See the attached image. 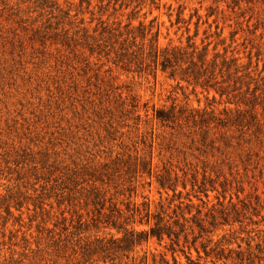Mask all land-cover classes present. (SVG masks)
Segmentation results:
<instances>
[{"label":"rangeland","instance_id":"374dc122","mask_svg":"<svg viewBox=\"0 0 264 264\" xmlns=\"http://www.w3.org/2000/svg\"><path fill=\"white\" fill-rule=\"evenodd\" d=\"M81 1H58L63 13L70 12L74 24L68 26L64 14L53 16L42 0H0V197L22 203L21 210H11L10 218L1 213L0 233L12 245L10 251L6 246L4 255L8 258L13 253L15 264H160L161 258L173 264L166 249L168 241L159 246L151 239L134 250L119 251L122 234L93 222L96 213L90 202L91 187L102 190L94 181L103 180L110 190L106 198L112 196L122 210L127 189L137 188L131 195L133 201L140 205L148 199L154 208L160 199L155 178L164 168L181 176L179 170L191 173L197 169L200 175L206 167L209 173L213 168L223 174L218 181L213 174L211 177L219 193L222 186L228 190L224 207L230 211L229 221L227 225L217 221L218 225L210 228L214 236L206 252L200 241L196 242L199 255L191 237L187 243L181 240L178 262L264 264V95L257 124L215 129L203 145L197 128L164 129L151 111L152 106L169 109L175 99L177 106H183L184 96L191 107L208 108L200 89L194 95L191 87L183 84L180 89L160 73L156 80L146 74L124 73L104 58L98 61L80 48L62 47L61 34L54 36L56 24L61 22L64 24L58 33L65 27L71 28V35L84 19L90 33L95 29L97 36L101 33L100 18L105 22L109 19V27L115 24L122 30L129 23L138 26L142 22L147 27L157 18L153 32L159 29L160 47L185 46L187 37L195 34L199 16L197 44L211 42L212 49L219 43L215 33L222 30L226 44L217 50L235 49L244 64L251 54L250 71L255 78L264 79L263 4L248 6L243 2L245 15L241 17L226 8L231 0H161L159 11L149 2L135 10V3L128 9L120 8L122 0L116 5L115 0L110 5V0H91L87 10L85 4L80 6ZM210 13L214 16L206 24ZM178 14L187 23L192 16L189 34L185 31L188 24L176 23ZM207 36L210 38L205 40ZM114 92L122 93L127 104L131 97L141 105L148 104L149 117L141 111L137 127ZM216 102V115L224 119L219 115L224 101L219 105L217 97ZM150 160L151 176L133 173ZM215 194H209L213 204ZM229 195L236 212L228 204ZM193 202L199 204L195 199ZM102 241L110 248L107 254L99 250ZM179 250L191 252L192 262L188 263Z\"/></svg>","mask_w":264,"mask_h":264},{"label":"trees","instance_id":"16d2710c","mask_svg":"<svg viewBox=\"0 0 264 264\" xmlns=\"http://www.w3.org/2000/svg\"><path fill=\"white\" fill-rule=\"evenodd\" d=\"M58 1L42 0V5L53 11V16L56 13L64 14L65 18L68 19V26L74 24L71 20L70 12L63 13L60 10ZM115 1L116 5L121 0ZM223 1L221 0V2ZM100 2L104 3V0ZM122 2L120 8L124 7L125 9L135 3L134 10L146 5L147 2L150 3L151 8L154 7L158 11L161 6V0H130L125 5V0H122ZM243 2L248 6H254L261 2L264 6V0H231V5L224 3L227 4L226 8L230 9L232 13L237 11L243 17L245 15V10L242 9ZM83 4L89 10L92 1L82 0L80 6ZM90 14L92 17L95 16L92 11H90ZM181 15L178 14L176 23L180 24L183 22L188 24L185 31L189 34L188 27H190L192 16H190V21L187 23L181 18ZM213 16L214 13L206 15V24H208V19ZM251 20L252 18L248 20V24H250ZM93 21L94 19L89 25ZM108 21L105 22L102 18L98 20L101 26V33L97 36V30L95 29H91L92 33H90V27L85 26L86 22L84 19L80 20L78 25L80 29L75 27L74 33L71 35H69L71 28L66 29L65 27H62L60 33H58V28L64 24L61 22L56 24L54 36L57 37L61 34L63 40L60 44H62V47L80 48L82 51L88 52L90 58L95 56L98 61L104 58L108 64L114 65L115 69H119L124 73L146 74L152 76L155 80L157 73H160L168 80L174 81L180 89H183V84H186L187 88L191 87V93L194 95L197 94L196 90L200 89L201 95H204L205 101L209 105L208 108L203 110L191 107L188 104V96H184L186 103L183 106H177V99L174 100L169 109L165 107L157 109L152 106V117L162 128L176 130L191 125L201 131L202 144L204 145L208 133L215 129L226 128L229 125L245 128L257 124L258 106L262 95H264V89H261L264 88V79H260V76L255 78L253 71H250L252 69L251 54L247 55V63L244 64L235 49L228 47L224 48L222 52L217 50L219 45L225 47L226 44L225 39L222 38V30L219 33H215L219 43L213 45L212 49L211 42L205 43V41H201L200 45L197 44L195 39L198 37V28H200L201 23V19L198 16L195 34L193 37H187L185 46L169 44L166 47H160L158 43L159 29L153 32V24L157 21V18H154L147 27L142 22H139L138 26H133L132 23H129L123 27V30L120 26L114 27L115 24L113 27H109ZM218 28L219 26L217 25L215 29L217 30ZM209 38L207 36L205 40ZM256 67L258 68V64ZM118 90L117 88L115 89V91ZM116 97L121 106L126 109V113L135 121L137 127L141 125V111L145 114V118L149 117L148 104L141 105L135 97H131L129 104H127V99L122 100V93L117 94ZM217 97L219 105L224 101L225 108L222 114H219L223 115L224 119L219 118L214 109ZM229 106H234L235 109L232 110L228 108ZM210 170L211 173L206 167H203V172L200 175L197 169L191 173L179 170L178 173L181 176H178L174 169L164 168L163 172L157 174L155 178L160 199L154 208H152L153 202L148 199H144V202L140 205L134 202L131 195L137 192V188L133 187L127 189L129 195L125 209L118 208L112 196L106 198L110 192L108 184L99 178H95L94 183H100L102 190L95 185L91 187L90 202L95 207L94 214L96 213V218L93 222L98 226L103 225L108 230L122 234V239L120 240L122 246L119 247L121 252H126L130 249L134 250L142 246V244L148 243L151 239L155 240L159 246L168 241L169 246L166 249L171 253L172 263L180 264L176 255L178 249H180L181 240L187 243L189 237H191L194 248L199 240L201 248L206 252L207 244L212 243V236H214V230L210 228H215L218 225L217 221L224 223L220 225H227L229 221L230 211L224 207L228 190L222 186V192L219 193L211 177L213 174L216 177V181H218L223 174L216 172L213 168ZM152 172V160L143 162L140 167H136L133 170L135 174H146L148 176H151ZM189 186L190 191H188ZM65 189L69 188L65 187ZM210 192L216 193L214 199L217 204L211 202ZM169 193L172 194L170 199L168 198ZM193 199L199 204L195 205ZM228 200L229 206L234 208L236 212L230 195ZM215 205L220 210L216 211ZM13 209L16 211L21 210L22 203L18 200L11 202L9 199L0 197V218L2 216L1 213L10 218L12 216L11 210ZM6 225L7 219L4 220L3 227H6ZM142 226H146L147 229L139 230L138 228ZM10 241L7 243L4 233H0V264H15L13 253H10L8 258L3 253L6 246H9V251L12 248ZM99 250L107 254L110 248H108L107 244H103L102 241ZM195 250L199 255L197 248ZM179 252L183 253L188 263L192 262L191 252L189 254H185L183 250H179ZM163 262L168 264L164 258H161L160 264H163Z\"/></svg>","mask_w":264,"mask_h":264}]
</instances>
